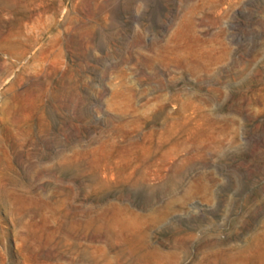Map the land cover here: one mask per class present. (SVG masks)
I'll return each instance as SVG.
<instances>
[{
    "label": "rangeland",
    "instance_id": "374dc122",
    "mask_svg": "<svg viewBox=\"0 0 264 264\" xmlns=\"http://www.w3.org/2000/svg\"><path fill=\"white\" fill-rule=\"evenodd\" d=\"M0 264H264V0H0Z\"/></svg>",
    "mask_w": 264,
    "mask_h": 264
}]
</instances>
